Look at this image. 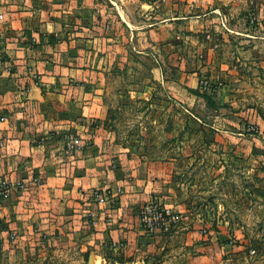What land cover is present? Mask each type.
I'll return each instance as SVG.
<instances>
[{
	"label": "crops",
	"instance_id": "obj_1",
	"mask_svg": "<svg viewBox=\"0 0 264 264\" xmlns=\"http://www.w3.org/2000/svg\"><path fill=\"white\" fill-rule=\"evenodd\" d=\"M36 1L0 5V264L209 261L196 246L209 232L184 223L174 165L123 144L112 125L107 77L135 61L131 25L113 51L98 24L76 19L59 34L57 7ZM152 75L175 100L192 95L160 67ZM152 204L169 216L166 232L141 222Z\"/></svg>",
	"mask_w": 264,
	"mask_h": 264
},
{
	"label": "rangeland",
	"instance_id": "obj_2",
	"mask_svg": "<svg viewBox=\"0 0 264 264\" xmlns=\"http://www.w3.org/2000/svg\"><path fill=\"white\" fill-rule=\"evenodd\" d=\"M55 1L36 2L57 7L59 34L76 19L98 24L113 51L129 35L135 61L107 77L112 125L123 144L174 165L184 223L209 232L196 245L204 264H264V0ZM157 67L193 96L172 98L152 80Z\"/></svg>",
	"mask_w": 264,
	"mask_h": 264
},
{
	"label": "built area",
	"instance_id": "obj_3",
	"mask_svg": "<svg viewBox=\"0 0 264 264\" xmlns=\"http://www.w3.org/2000/svg\"><path fill=\"white\" fill-rule=\"evenodd\" d=\"M140 219L148 233H152L157 228L162 232L167 230L169 216L155 204L144 207L140 211Z\"/></svg>",
	"mask_w": 264,
	"mask_h": 264
},
{
	"label": "trees",
	"instance_id": "obj_4",
	"mask_svg": "<svg viewBox=\"0 0 264 264\" xmlns=\"http://www.w3.org/2000/svg\"><path fill=\"white\" fill-rule=\"evenodd\" d=\"M195 91H191L192 94H194Z\"/></svg>",
	"mask_w": 264,
	"mask_h": 264
}]
</instances>
